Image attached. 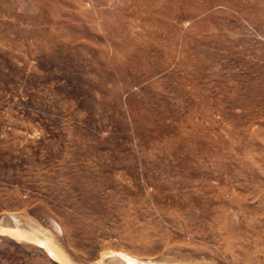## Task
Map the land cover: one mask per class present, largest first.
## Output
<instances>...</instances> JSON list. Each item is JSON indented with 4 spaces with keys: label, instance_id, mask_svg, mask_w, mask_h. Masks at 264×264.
Segmentation results:
<instances>
[{
    "label": "rangeland",
    "instance_id": "obj_1",
    "mask_svg": "<svg viewBox=\"0 0 264 264\" xmlns=\"http://www.w3.org/2000/svg\"><path fill=\"white\" fill-rule=\"evenodd\" d=\"M125 257L264 264V0H0V264Z\"/></svg>",
    "mask_w": 264,
    "mask_h": 264
},
{
    "label": "bare ground",
    "instance_id": "obj_2",
    "mask_svg": "<svg viewBox=\"0 0 264 264\" xmlns=\"http://www.w3.org/2000/svg\"><path fill=\"white\" fill-rule=\"evenodd\" d=\"M47 245V244H46ZM48 247V246H47ZM125 259H127V261L129 262V264H144L142 263L141 261H137V260H134L132 258H129V257H125ZM99 264V263H98Z\"/></svg>",
    "mask_w": 264,
    "mask_h": 264
}]
</instances>
